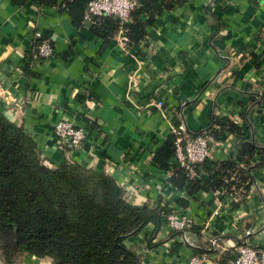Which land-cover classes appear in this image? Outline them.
I'll use <instances>...</instances> for the list:
<instances>
[{"label":"crops","instance_id":"crops-1","mask_svg":"<svg viewBox=\"0 0 264 264\" xmlns=\"http://www.w3.org/2000/svg\"><path fill=\"white\" fill-rule=\"evenodd\" d=\"M100 21L94 33L88 25L73 27L56 6L0 0V112L34 140L44 165L67 161L104 171L128 202L187 214L184 231L149 222L123 240L141 264H187L203 252L202 264H226L243 242L264 251V153H254L249 187L234 209L223 188L186 196L151 161L172 124L207 132L212 117L229 119L241 132L211 138L195 177L234 155L242 140L264 148V0H182L132 45L116 18ZM35 32L47 34L49 57L34 56ZM58 120L86 132L75 149L58 144L52 131ZM209 236L229 251L207 250ZM14 264L51 260L23 255Z\"/></svg>","mask_w":264,"mask_h":264},{"label":"trees","instance_id":"trees-1","mask_svg":"<svg viewBox=\"0 0 264 264\" xmlns=\"http://www.w3.org/2000/svg\"><path fill=\"white\" fill-rule=\"evenodd\" d=\"M32 1L56 6L57 12L69 16L75 28L88 25L97 33L101 27L103 17L84 23L83 10L90 0ZM181 2L137 0L130 22L121 25L124 43H138L146 27L162 11ZM41 37L47 38V34ZM22 66V71L28 73L27 62ZM213 125L217 130L211 129ZM225 131L240 135L241 128L229 119L212 117L206 133L218 139ZM173 139L169 132L151 158L156 167L170 171L168 182L191 198L198 191L223 188L232 196L229 207L236 208L249 187V170L255 166L253 155L264 153V148L242 140L234 155L206 169L205 177L189 178L172 162ZM201 165L194 166V173L199 172ZM230 175L234 178L229 179ZM224 179L228 180L224 182ZM176 203L186 207L188 201L178 198ZM169 212L165 204L150 207L128 202L120 185L104 171L67 161L53 167L44 165L34 140L21 125L0 112V261L3 264H14L23 255L48 257L51 264H141L123 240L149 222L155 226L165 222Z\"/></svg>","mask_w":264,"mask_h":264},{"label":"built area","instance_id":"built-area-1","mask_svg":"<svg viewBox=\"0 0 264 264\" xmlns=\"http://www.w3.org/2000/svg\"><path fill=\"white\" fill-rule=\"evenodd\" d=\"M137 6V0H90L84 10V21L91 22L93 18L115 17L120 25L130 22V13ZM34 47L36 58H46L52 55V47L48 38H42L39 32L34 33ZM161 101H156L154 106L159 108ZM53 135L58 144L65 150L78 147L86 138V132L75 127L72 123L58 120L53 124ZM170 133L174 135L172 142V162L181 168L185 175L193 178L195 165L203 164L209 155L211 136L206 132H187L180 124L170 126ZM167 176L171 174L166 171ZM195 177V176H194ZM221 192L215 189L212 193L217 195ZM167 225L174 231H184L190 224V220L184 211H173L166 217ZM206 249L211 251L220 249L229 251L218 243V238L209 236L206 239ZM233 254L226 259V264H264V251L259 250L243 242L233 248ZM206 258V252L192 255L187 264H202Z\"/></svg>","mask_w":264,"mask_h":264},{"label":"water","instance_id":"water-1","mask_svg":"<svg viewBox=\"0 0 264 264\" xmlns=\"http://www.w3.org/2000/svg\"><path fill=\"white\" fill-rule=\"evenodd\" d=\"M84 23L87 24V21H84ZM3 115H5L8 119H10V116L7 113H2ZM11 120V119H10Z\"/></svg>","mask_w":264,"mask_h":264},{"label":"rangeland","instance_id":"rangeland-1","mask_svg":"<svg viewBox=\"0 0 264 264\" xmlns=\"http://www.w3.org/2000/svg\"><path fill=\"white\" fill-rule=\"evenodd\" d=\"M171 209H172V208H171ZM170 212H171V211H170ZM170 212H169L168 214H170ZM168 214H167V215H168ZM165 222H167V220H166Z\"/></svg>","mask_w":264,"mask_h":264}]
</instances>
